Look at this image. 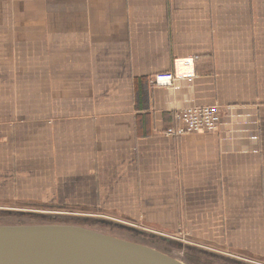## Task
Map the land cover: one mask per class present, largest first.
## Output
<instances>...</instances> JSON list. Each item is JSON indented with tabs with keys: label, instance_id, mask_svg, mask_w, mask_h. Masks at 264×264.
I'll return each mask as SVG.
<instances>
[{
	"label": "crops",
	"instance_id": "crops-1",
	"mask_svg": "<svg viewBox=\"0 0 264 264\" xmlns=\"http://www.w3.org/2000/svg\"><path fill=\"white\" fill-rule=\"evenodd\" d=\"M177 58L194 77L153 85ZM1 204L264 264V0H0Z\"/></svg>",
	"mask_w": 264,
	"mask_h": 264
},
{
	"label": "water",
	"instance_id": "water-1",
	"mask_svg": "<svg viewBox=\"0 0 264 264\" xmlns=\"http://www.w3.org/2000/svg\"><path fill=\"white\" fill-rule=\"evenodd\" d=\"M100 221L112 223L107 220ZM115 226L147 233L124 224ZM233 260L242 264H252ZM0 264L187 263L143 243L75 224L54 223L0 224Z\"/></svg>",
	"mask_w": 264,
	"mask_h": 264
},
{
	"label": "rangeland",
	"instance_id": "rangeland-1",
	"mask_svg": "<svg viewBox=\"0 0 264 264\" xmlns=\"http://www.w3.org/2000/svg\"><path fill=\"white\" fill-rule=\"evenodd\" d=\"M35 210L36 209H26V207L24 208L11 204H1L0 224H75L115 237L156 247L183 260L187 264H242L233 260H242L240 258H235L230 254L222 253L213 248L200 247V245H197L199 243L196 240L186 236L187 232H185L184 236L182 233L168 235L162 232L155 233L151 231L140 233L132 229H125V231H123L120 227L115 226V224H122L117 219L100 218L101 220L111 221L112 223L110 224L106 222L103 223L92 217L71 215L70 213L66 214L61 211L54 210L51 212L55 213H41ZM193 258H197L199 261H194Z\"/></svg>",
	"mask_w": 264,
	"mask_h": 264
},
{
	"label": "built area",
	"instance_id": "built-area-1",
	"mask_svg": "<svg viewBox=\"0 0 264 264\" xmlns=\"http://www.w3.org/2000/svg\"><path fill=\"white\" fill-rule=\"evenodd\" d=\"M193 67L192 58H177L174 70L155 75L152 83L155 86L171 87L177 80L192 79L195 75ZM176 116L181 125L177 129L168 130V136L214 131L222 122L223 110L217 104L193 106L178 112Z\"/></svg>",
	"mask_w": 264,
	"mask_h": 264
},
{
	"label": "flooded vegetation",
	"instance_id": "flooded-vegetation-1",
	"mask_svg": "<svg viewBox=\"0 0 264 264\" xmlns=\"http://www.w3.org/2000/svg\"><path fill=\"white\" fill-rule=\"evenodd\" d=\"M120 229H122L123 231H125V229H123V228H120ZM121 231V230H120ZM156 248V247H155ZM158 249V248H157ZM160 250V249H159ZM162 251V250H161ZM164 252V251H163Z\"/></svg>",
	"mask_w": 264,
	"mask_h": 264
},
{
	"label": "trees",
	"instance_id": "trees-1",
	"mask_svg": "<svg viewBox=\"0 0 264 264\" xmlns=\"http://www.w3.org/2000/svg\"><path fill=\"white\" fill-rule=\"evenodd\" d=\"M194 259V261H199L197 258H193Z\"/></svg>",
	"mask_w": 264,
	"mask_h": 264
}]
</instances>
